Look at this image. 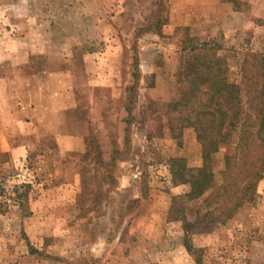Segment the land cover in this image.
<instances>
[{"label":"rangeland","instance_id":"374dc122","mask_svg":"<svg viewBox=\"0 0 264 264\" xmlns=\"http://www.w3.org/2000/svg\"><path fill=\"white\" fill-rule=\"evenodd\" d=\"M211 48L244 87L264 0H0V143L27 148L0 151V264H264L260 182L231 217L205 202L237 157L235 136L206 159L191 126L218 114L187 75ZM47 102L83 153L32 133Z\"/></svg>","mask_w":264,"mask_h":264},{"label":"trees","instance_id":"16d2710c","mask_svg":"<svg viewBox=\"0 0 264 264\" xmlns=\"http://www.w3.org/2000/svg\"><path fill=\"white\" fill-rule=\"evenodd\" d=\"M194 51L199 53L189 60L187 72L194 86L191 93H195L196 81H205L203 95H210L205 108L214 107L218 112H198L191 122V126L197 129L199 142L205 146L206 159L218 152L226 141L237 136L235 171L205 201L209 207L213 202L220 203L219 207L226 210L224 215L231 217L245 203L254 200L257 184L264 175V57L251 55L254 70H248V61L244 60L240 71L244 87H241L242 83L231 82L224 78L225 75L223 81L215 80L214 77L221 72L226 74L229 68H221L220 58L215 56L212 48ZM241 90L244 91L245 100L235 96ZM193 107L187 110L189 114ZM28 244L32 249L30 242Z\"/></svg>","mask_w":264,"mask_h":264},{"label":"crops","instance_id":"0c3cea01","mask_svg":"<svg viewBox=\"0 0 264 264\" xmlns=\"http://www.w3.org/2000/svg\"><path fill=\"white\" fill-rule=\"evenodd\" d=\"M49 108L50 107H48V102L47 104L40 103V105L39 104L35 105L34 111H35V116L37 117V119H35V122H37L36 123L37 127H35L36 125L33 123L34 127H33L32 133L39 137L41 136L48 137V136L54 135V137L57 140V147H58L61 157L66 156L70 152L83 153L86 150V140L88 137L85 129L81 127V129L77 132V134L72 135L69 133H65V128H61V127L53 128V125L51 122H53L57 118L61 121L62 119L60 118L61 116H57V117L52 116L53 114H50L51 112L49 111ZM24 150L27 151V148L19 146V145L6 147L5 144L0 143L1 152L8 151V152L15 154V153L23 152ZM263 185H264V177L260 181V184L258 187L259 188L258 193H262L264 195V193L260 190L264 188ZM263 199H264V196H263ZM257 215L259 217L260 215H263L262 217H264V213L259 214L258 211H257ZM258 225H261V227L264 228V220L260 222Z\"/></svg>","mask_w":264,"mask_h":264}]
</instances>
